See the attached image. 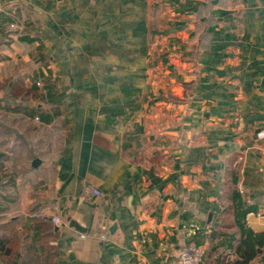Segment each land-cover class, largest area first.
Segmentation results:
<instances>
[{
	"label": "crops",
	"instance_id": "crops-1",
	"mask_svg": "<svg viewBox=\"0 0 264 264\" xmlns=\"http://www.w3.org/2000/svg\"><path fill=\"white\" fill-rule=\"evenodd\" d=\"M2 67L0 264H264V0H0Z\"/></svg>",
	"mask_w": 264,
	"mask_h": 264
},
{
	"label": "rangeland",
	"instance_id": "rangeland-1",
	"mask_svg": "<svg viewBox=\"0 0 264 264\" xmlns=\"http://www.w3.org/2000/svg\"><path fill=\"white\" fill-rule=\"evenodd\" d=\"M24 22L26 23V21H22V22L21 21L19 22V20L12 21V30L11 31H13L15 33V36L17 37V39L19 41H21L20 38L25 33V31H24L25 30ZM24 44H23V49L21 51V54L22 55L25 54L28 57V61L26 59L27 66L28 65L30 66V69H29L30 73H29V75H28V77L26 79L27 80V85H28V87H30V85L33 84L36 87L40 88V90L44 89V90H46L48 92V87H51V85L55 86V84H57V81H56L57 78L51 76V73H50V70H51L50 69V67H51L50 66V62L48 60H46V59H42V60L40 59V54H42L41 50L43 51L45 49V46L43 44L42 45L43 47H42L41 44H39V42H38L37 44L40 45V47L42 48L40 50V48H38V47L31 49L32 48V44H28V45H26L27 43H24ZM28 47H31V48L28 49ZM162 47H163V45L161 43L160 44V48H162ZM25 50H27V53H26ZM174 52L177 53V55L180 54V52L178 50H176ZM13 54H16V52L13 51ZM26 61L23 64H26ZM36 63H38V64H36ZM12 64H13V62H12ZM17 64H18V62H17ZM19 67L20 66L16 67V69L19 68ZM161 67L162 66L160 65L159 70H162ZM36 68H39L40 71H41V68H43L44 72L41 71L43 73V76H40V74L36 73V70H37ZM0 69L6 70V74H8L10 72L12 73V72H14V64L12 65V69L13 70L11 69L10 72H9L8 67H4V68L2 67ZM17 71H19V69H17ZM47 92H42V95L43 96H47ZM14 99H19V98L15 97ZM0 113H2V109L0 110ZM5 180H6L5 181L6 184L7 183L10 184V182L7 179H5Z\"/></svg>",
	"mask_w": 264,
	"mask_h": 264
},
{
	"label": "built area",
	"instance_id": "built-area-1",
	"mask_svg": "<svg viewBox=\"0 0 264 264\" xmlns=\"http://www.w3.org/2000/svg\"><path fill=\"white\" fill-rule=\"evenodd\" d=\"M12 28V25H11ZM263 162H264V156H263ZM83 196H101L102 192L92 186L87 185L83 188ZM36 216H40V214H36ZM50 220L54 223L59 222V218L56 216L50 217ZM173 256L175 259L176 264H200L202 261L203 256V250L201 246H198L194 243H186L183 245L176 246L173 250Z\"/></svg>",
	"mask_w": 264,
	"mask_h": 264
},
{
	"label": "trees",
	"instance_id": "trees-1",
	"mask_svg": "<svg viewBox=\"0 0 264 264\" xmlns=\"http://www.w3.org/2000/svg\"><path fill=\"white\" fill-rule=\"evenodd\" d=\"M205 17H207V16H205ZM209 20H210V16H208V17L206 18V20L203 22V23H204V24H203V28H202V29H200V28L198 29L200 35H204V37L208 36V33H207L206 31H207V27H208V25H209V22H208ZM20 40H21V41H29L27 36H24V38H20ZM193 55H194V54H193ZM40 76H43V75H40ZM49 88H50V87H48V90H49ZM168 98L170 99V98H172V97L169 96ZM172 100L175 101V98H172Z\"/></svg>",
	"mask_w": 264,
	"mask_h": 264
}]
</instances>
